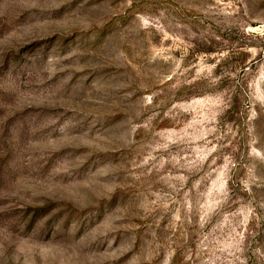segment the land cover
<instances>
[{
	"label": "rangeland",
	"instance_id": "374dc122",
	"mask_svg": "<svg viewBox=\"0 0 264 264\" xmlns=\"http://www.w3.org/2000/svg\"><path fill=\"white\" fill-rule=\"evenodd\" d=\"M0 264H264V0H0Z\"/></svg>",
	"mask_w": 264,
	"mask_h": 264
}]
</instances>
